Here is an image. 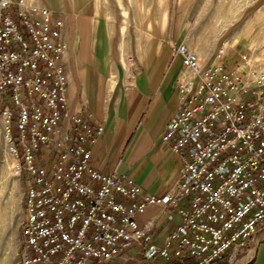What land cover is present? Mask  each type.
<instances>
[{
    "label": "built area",
    "instance_id": "obj_1",
    "mask_svg": "<svg viewBox=\"0 0 264 264\" xmlns=\"http://www.w3.org/2000/svg\"><path fill=\"white\" fill-rule=\"evenodd\" d=\"M62 26L44 6L0 0V103L17 108L3 105L0 122L25 212L15 264H105L144 249L151 224L135 216L151 206L178 223L150 263L241 256L264 226V68L246 55L228 65L226 43L208 63L184 43L172 47L177 108L162 141L180 169L164 194H147L91 167L103 125L68 111Z\"/></svg>",
    "mask_w": 264,
    "mask_h": 264
},
{
    "label": "crops",
    "instance_id": "obj_2",
    "mask_svg": "<svg viewBox=\"0 0 264 264\" xmlns=\"http://www.w3.org/2000/svg\"><path fill=\"white\" fill-rule=\"evenodd\" d=\"M28 1L46 7L54 19L62 21L68 111L90 124L103 125L102 134L90 149L91 167L103 174L123 175L147 194H164L180 169L178 158L162 141L177 108L174 82L180 60L172 52L177 44L149 42L146 51H138L137 57L129 51L128 42L121 39L118 56H114L110 30L97 16L98 1ZM135 220L140 227L151 224L146 250L132 246L105 264H163L150 263L149 252L164 244L178 218L164 207L151 206ZM254 237L263 241L252 264H264V226L258 227ZM193 263L181 259L171 264Z\"/></svg>",
    "mask_w": 264,
    "mask_h": 264
},
{
    "label": "rangeland",
    "instance_id": "obj_3",
    "mask_svg": "<svg viewBox=\"0 0 264 264\" xmlns=\"http://www.w3.org/2000/svg\"><path fill=\"white\" fill-rule=\"evenodd\" d=\"M96 1L98 19L110 30L114 41V56H118L121 39L128 42L129 51L137 57L138 51H146L149 42L164 46L184 43L208 63L216 49L226 43L228 65L239 64L240 56L246 55L253 66L264 68V0H122V8L115 0ZM123 8L127 12L125 19L121 17ZM120 50H124L123 43ZM3 105L14 109L16 115L17 108L6 96L0 108ZM12 131L15 134L13 127ZM13 172L0 122V264H15L25 219L23 184ZM259 239L254 237L241 256L222 264H252L263 241Z\"/></svg>",
    "mask_w": 264,
    "mask_h": 264
},
{
    "label": "bare ground",
    "instance_id": "obj_4",
    "mask_svg": "<svg viewBox=\"0 0 264 264\" xmlns=\"http://www.w3.org/2000/svg\"><path fill=\"white\" fill-rule=\"evenodd\" d=\"M117 3V5L119 6V7H124L123 6V4H122V0H115L114 1V3ZM122 11H121V17L122 18H126L127 17V12H126V10L123 8V9H121ZM124 29H125V27L123 26L122 28H121V30H122V33H123V31H124ZM120 47V46H119ZM250 62H251V64H253V61H252V59L251 60H249ZM3 131H4V128H3ZM4 134H5V132H4ZM5 137H6V135H5Z\"/></svg>",
    "mask_w": 264,
    "mask_h": 264
},
{
    "label": "trees",
    "instance_id": "obj_5",
    "mask_svg": "<svg viewBox=\"0 0 264 264\" xmlns=\"http://www.w3.org/2000/svg\"><path fill=\"white\" fill-rule=\"evenodd\" d=\"M195 264V263H193ZM210 264H222V262H214V263H210Z\"/></svg>",
    "mask_w": 264,
    "mask_h": 264
}]
</instances>
